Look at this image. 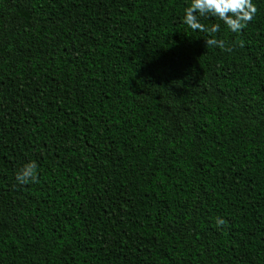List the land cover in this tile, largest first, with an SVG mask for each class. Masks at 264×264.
I'll return each instance as SVG.
<instances>
[{"label": "trees", "instance_id": "trees-1", "mask_svg": "<svg viewBox=\"0 0 264 264\" xmlns=\"http://www.w3.org/2000/svg\"><path fill=\"white\" fill-rule=\"evenodd\" d=\"M254 2L221 50L191 0H0V264H264Z\"/></svg>", "mask_w": 264, "mask_h": 264}, {"label": "clouds", "instance_id": "clouds-1", "mask_svg": "<svg viewBox=\"0 0 264 264\" xmlns=\"http://www.w3.org/2000/svg\"><path fill=\"white\" fill-rule=\"evenodd\" d=\"M258 11L254 0H191L184 9L182 22L193 32H207L209 38L205 40L206 47H217L224 50V41L211 36L220 30V24L214 23L206 27L201 19L206 17H218L233 33L242 32L254 19ZM19 184L37 182L39 179L38 166L35 161L25 164L15 176ZM225 219L216 218L217 227L223 226Z\"/></svg>", "mask_w": 264, "mask_h": 264}]
</instances>
